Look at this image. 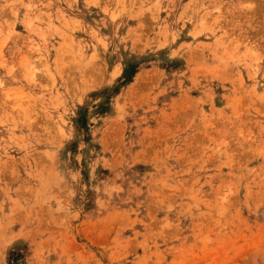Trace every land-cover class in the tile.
<instances>
[{"label": "rangeland", "instance_id": "374dc122", "mask_svg": "<svg viewBox=\"0 0 264 264\" xmlns=\"http://www.w3.org/2000/svg\"><path fill=\"white\" fill-rule=\"evenodd\" d=\"M0 264H264V0H0Z\"/></svg>", "mask_w": 264, "mask_h": 264}]
</instances>
